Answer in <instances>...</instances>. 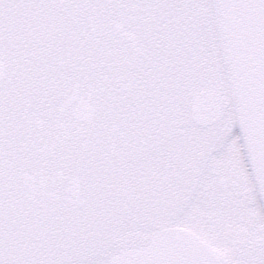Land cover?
Wrapping results in <instances>:
<instances>
[{"label":"flooded vegetation","instance_id":"obj_1","mask_svg":"<svg viewBox=\"0 0 264 264\" xmlns=\"http://www.w3.org/2000/svg\"><path fill=\"white\" fill-rule=\"evenodd\" d=\"M196 14V0H0V264H105L134 232L172 225L233 264L190 222L201 228L215 200L264 227L232 111L225 120L219 55L196 49ZM216 97L220 118L199 124L196 102L214 111ZM137 208L159 213L135 226Z\"/></svg>","mask_w":264,"mask_h":264},{"label":"water","instance_id":"obj_2","mask_svg":"<svg viewBox=\"0 0 264 264\" xmlns=\"http://www.w3.org/2000/svg\"><path fill=\"white\" fill-rule=\"evenodd\" d=\"M212 2L238 127L264 209V118L256 111L259 86L264 83V0ZM254 90L256 95L245 108L241 95L251 96ZM172 261L221 264L207 244L179 229L156 233L146 245L115 255L110 264H169Z\"/></svg>","mask_w":264,"mask_h":264},{"label":"rangeland","instance_id":"obj_3","mask_svg":"<svg viewBox=\"0 0 264 264\" xmlns=\"http://www.w3.org/2000/svg\"><path fill=\"white\" fill-rule=\"evenodd\" d=\"M209 0H196V7H197V14H196V27L194 32H196V46L199 54L204 55L203 52L212 51L214 50L217 55V47L213 38V33L208 36L207 35V13L209 10L208 6ZM210 15V14H209ZM192 33V32H190ZM211 44V47L208 46V44ZM206 52V53H207ZM220 81L223 82V77L220 75ZM230 106L228 105L226 108L225 113V120H230ZM227 143L219 144L215 146V149L219 148V152L227 151L229 153H232L236 148L232 151L227 150ZM229 163L230 160H227ZM226 166V165H225ZM180 190H182V187H179ZM220 198V195L216 194V199L218 200ZM195 199H199L197 195H193L191 201L185 206H188V209L191 213V211L194 212L195 206L197 201ZM212 202L210 203V207L207 208L204 212L206 213L204 217L200 218L201 228L198 226V223L194 220H190V222H193V226L195 229L200 233V235L205 236L207 239L209 237H214L217 247L224 249L227 256L230 258L231 262L233 264H251L252 262L255 263L256 261L261 262L264 264V227H261L254 219L253 222H249L251 219L248 218V210L247 208L240 209L237 211L236 214H231L230 212L235 211V207L231 206V202L222 200V201H216L215 200V206H212ZM137 215H134V211L130 210L127 222H135V226L142 224L145 225L149 223V217L159 213L155 211H146L143 214V210L139 212V208L136 210ZM185 210V212H189ZM184 213L180 212V214L174 215L172 219H169L170 224H176L174 220H177L179 217H181ZM227 217H223V216ZM169 216V215H168ZM207 216H210L211 218L208 219ZM191 217V216H190ZM189 217V218H190ZM251 220V221H252ZM217 225L222 226V233H218L219 238H217L214 234V229ZM139 231H137L138 233ZM211 232V233H210ZM148 232H145L147 234ZM122 234H119L120 237H126ZM133 236H136V234H132ZM256 241L258 243V246L256 247V251L258 252L257 257L251 255V248L253 246L252 242ZM238 251H241L243 254H246L249 256L250 261H241V256H239ZM106 256V254H105ZM95 257H91L89 260L90 262H87V264H91V260H94Z\"/></svg>","mask_w":264,"mask_h":264},{"label":"snow or ice","instance_id":"obj_4","mask_svg":"<svg viewBox=\"0 0 264 264\" xmlns=\"http://www.w3.org/2000/svg\"><path fill=\"white\" fill-rule=\"evenodd\" d=\"M234 84L236 82L234 81ZM236 87L239 88V84H236ZM256 92L253 91L251 96L245 97L241 95V102L245 108H248L250 103H252L253 97H255ZM256 111L261 114V117L264 118V83H261L259 86V99L256 101ZM169 264H203L199 261H172Z\"/></svg>","mask_w":264,"mask_h":264}]
</instances>
